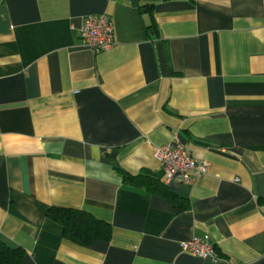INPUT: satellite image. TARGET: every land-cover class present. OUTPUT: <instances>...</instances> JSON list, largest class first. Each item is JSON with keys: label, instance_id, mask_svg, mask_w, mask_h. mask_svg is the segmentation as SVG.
Returning a JSON list of instances; mask_svg holds the SVG:
<instances>
[{"label": "crops", "instance_id": "crops-1", "mask_svg": "<svg viewBox=\"0 0 264 264\" xmlns=\"http://www.w3.org/2000/svg\"><path fill=\"white\" fill-rule=\"evenodd\" d=\"M92 14L113 26L99 52L78 40ZM174 137L209 164L165 183L181 210L113 171L163 182ZM50 206L109 238H64ZM204 235L215 257L181 249ZM0 241L21 264H264V0H0Z\"/></svg>", "mask_w": 264, "mask_h": 264}, {"label": "built area", "instance_id": "built-area-1", "mask_svg": "<svg viewBox=\"0 0 264 264\" xmlns=\"http://www.w3.org/2000/svg\"><path fill=\"white\" fill-rule=\"evenodd\" d=\"M81 44L95 52L106 50L114 44L111 20L105 14H92L83 18L78 30ZM155 156L164 172V183H191L208 171V162L195 158L177 137L155 148ZM181 249L201 257H215V247L207 235L193 236L181 242Z\"/></svg>", "mask_w": 264, "mask_h": 264}, {"label": "trees", "instance_id": "trees-1", "mask_svg": "<svg viewBox=\"0 0 264 264\" xmlns=\"http://www.w3.org/2000/svg\"><path fill=\"white\" fill-rule=\"evenodd\" d=\"M141 10L150 9L149 3H138ZM151 29V25L147 26ZM115 174L122 182L134 189L148 194L157 195L173 205L176 210L187 207V202L169 189L167 184L157 179L153 174L141 171L131 174L117 165L113 166ZM46 217L59 223L64 238L79 244L87 245L95 240H106L110 236V226L107 222L98 220L90 213L70 207L50 206ZM24 250L20 247L12 248L0 241V264H21Z\"/></svg>", "mask_w": 264, "mask_h": 264}]
</instances>
